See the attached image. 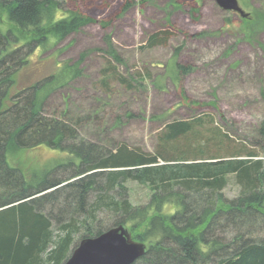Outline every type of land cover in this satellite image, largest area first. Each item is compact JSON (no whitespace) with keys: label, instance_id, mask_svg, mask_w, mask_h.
Listing matches in <instances>:
<instances>
[{"label":"trees","instance_id":"16d2710c","mask_svg":"<svg viewBox=\"0 0 264 264\" xmlns=\"http://www.w3.org/2000/svg\"><path fill=\"white\" fill-rule=\"evenodd\" d=\"M67 2L95 14L109 4L101 0L99 9L96 0H0V264H63L79 240L119 224H129L132 238L146 244L133 264H264V159L256 152L227 146L232 141L220 129L201 141V117L165 125L160 145L169 144V154L123 143L101 150L79 139L64 119L43 113L41 91L72 69L61 67L62 73L29 86L23 75L37 68L33 64L42 62L40 54L53 40L95 21ZM129 7L125 0L120 9ZM169 37V31L153 33L148 46ZM176 68L179 75L189 71ZM102 74L104 85L114 79L132 88L114 67ZM40 146L73 159L31 173L18 153ZM130 180L148 187L147 203L130 202ZM231 180L236 192L229 196ZM101 211L113 218L110 226L97 225ZM74 235H80L77 243Z\"/></svg>","mask_w":264,"mask_h":264},{"label":"rangeland","instance_id":"374dc122","mask_svg":"<svg viewBox=\"0 0 264 264\" xmlns=\"http://www.w3.org/2000/svg\"><path fill=\"white\" fill-rule=\"evenodd\" d=\"M237 1L247 18L223 10L215 0H131L125 11L120 9L125 0H106L108 8L101 14L67 2L68 9L76 6L95 21L53 40L40 54L42 62L33 64L37 68L23 75V86L60 74L61 67L72 69L41 91L43 113L64 119L79 139L101 150L123 143L147 154L159 149L169 154L170 145H160L165 125L201 117V141L213 128L220 129L232 141L227 146L264 159V1ZM104 21L110 23L104 26ZM160 31H169L170 37L148 46L149 36ZM176 65L189 71L179 75ZM106 67H114L132 88L114 79L104 85ZM18 157L37 174L73 159L43 146ZM125 184L133 205L148 202L147 186L131 180ZM235 190L231 180L225 193L232 196ZM97 217L101 227L113 221L105 211ZM58 225L54 221L55 236ZM79 237L74 235V243Z\"/></svg>","mask_w":264,"mask_h":264},{"label":"water","instance_id":"95a60500","mask_svg":"<svg viewBox=\"0 0 264 264\" xmlns=\"http://www.w3.org/2000/svg\"><path fill=\"white\" fill-rule=\"evenodd\" d=\"M225 11L247 18L237 0H215ZM147 251L144 242L134 240L125 224L110 227L101 234L79 240L63 264H133Z\"/></svg>","mask_w":264,"mask_h":264}]
</instances>
